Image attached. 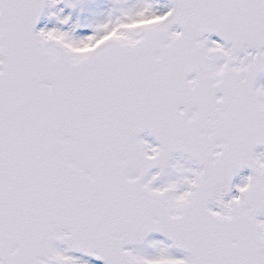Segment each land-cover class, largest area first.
I'll use <instances>...</instances> for the list:
<instances>
[{
    "label": "snow or ice",
    "instance_id": "6c2138e0",
    "mask_svg": "<svg viewBox=\"0 0 264 264\" xmlns=\"http://www.w3.org/2000/svg\"><path fill=\"white\" fill-rule=\"evenodd\" d=\"M0 264H264V0H0Z\"/></svg>",
    "mask_w": 264,
    "mask_h": 264
}]
</instances>
